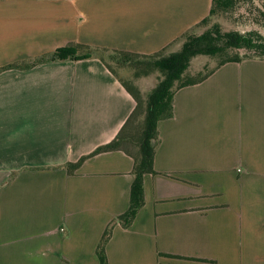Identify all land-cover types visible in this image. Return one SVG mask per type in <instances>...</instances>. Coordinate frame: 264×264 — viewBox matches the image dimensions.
Returning a JSON list of instances; mask_svg holds the SVG:
<instances>
[{
  "label": "crops",
  "instance_id": "1",
  "mask_svg": "<svg viewBox=\"0 0 264 264\" xmlns=\"http://www.w3.org/2000/svg\"><path fill=\"white\" fill-rule=\"evenodd\" d=\"M212 1L0 0V264H99L134 180L122 151L67 171L136 107L101 60L8 66L71 44L152 55ZM173 108L158 126L145 206L130 228L115 225L109 264H264V61L226 64L179 90Z\"/></svg>",
  "mask_w": 264,
  "mask_h": 264
},
{
  "label": "trees",
  "instance_id": "2",
  "mask_svg": "<svg viewBox=\"0 0 264 264\" xmlns=\"http://www.w3.org/2000/svg\"><path fill=\"white\" fill-rule=\"evenodd\" d=\"M228 13H242L247 19L244 24L251 25L252 29L222 32L215 24L201 35H193L190 30L171 46L152 55L71 44L35 60L8 66L30 69L49 61L97 58L119 78L136 102L135 110L113 141L99 147L77 163L67 165L69 175H73L86 159L101 153L122 151L134 159L130 205L124 214L107 226L96 250L99 264H109L106 246L115 225L130 228L145 206V176L156 174L155 157L161 142L158 126L161 121L173 117L176 93L185 87L203 83L226 64H240L246 60L264 61V0H213L210 15L195 26V29L207 26L214 18ZM180 41H183L180 50L169 51L172 45ZM199 56L216 59L217 65L213 69L205 66L203 71L195 75L189 74L193 59ZM112 64L131 70L137 79L158 73V82L143 97L136 86L127 83L118 75Z\"/></svg>",
  "mask_w": 264,
  "mask_h": 264
},
{
  "label": "rangeland",
  "instance_id": "3",
  "mask_svg": "<svg viewBox=\"0 0 264 264\" xmlns=\"http://www.w3.org/2000/svg\"><path fill=\"white\" fill-rule=\"evenodd\" d=\"M261 4V1L259 2ZM242 14V13H241ZM236 13L222 14L217 18L211 20V22L204 27L192 29L193 35H201L207 29L212 28L217 24L222 32H230L234 30L238 31H249L252 29L251 25L244 24L247 21L246 17ZM245 14V13H243ZM183 41L176 43L169 51H178L181 49ZM217 65V60L209 58L207 56H199L192 61L189 74L195 75L200 71H203L205 66H208L209 69H213ZM112 66L117 71L118 75L125 80L127 83L136 86L141 93L146 94L156 85L158 82V73H154L150 76L135 78L131 70L126 68H119L117 65L112 64Z\"/></svg>",
  "mask_w": 264,
  "mask_h": 264
}]
</instances>
